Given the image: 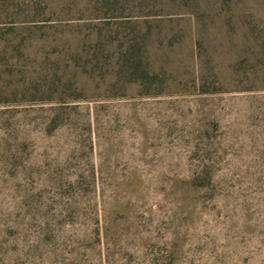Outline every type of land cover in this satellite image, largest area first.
I'll list each match as a JSON object with an SVG mask.
<instances>
[{"label":"rangeland","instance_id":"rangeland-1","mask_svg":"<svg viewBox=\"0 0 264 264\" xmlns=\"http://www.w3.org/2000/svg\"><path fill=\"white\" fill-rule=\"evenodd\" d=\"M0 264H264V0H0Z\"/></svg>","mask_w":264,"mask_h":264}]
</instances>
